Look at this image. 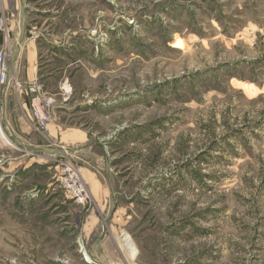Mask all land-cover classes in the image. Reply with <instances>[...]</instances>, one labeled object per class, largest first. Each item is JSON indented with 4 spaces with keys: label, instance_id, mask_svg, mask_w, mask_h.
I'll return each instance as SVG.
<instances>
[{
    "label": "rangeland",
    "instance_id": "1",
    "mask_svg": "<svg viewBox=\"0 0 264 264\" xmlns=\"http://www.w3.org/2000/svg\"><path fill=\"white\" fill-rule=\"evenodd\" d=\"M0 52V264H264V0H0Z\"/></svg>",
    "mask_w": 264,
    "mask_h": 264
},
{
    "label": "built area",
    "instance_id": "2",
    "mask_svg": "<svg viewBox=\"0 0 264 264\" xmlns=\"http://www.w3.org/2000/svg\"><path fill=\"white\" fill-rule=\"evenodd\" d=\"M7 73H8V64L6 62L5 56L2 52H0V81L5 82L7 79ZM34 90V88H32ZM54 99L52 97H49L48 99L45 98V96L41 94H37L33 97V110L34 114L37 119V123L41 128H47L49 122L51 121V104H53ZM71 178L77 182L79 181L78 177L71 176ZM77 189L82 193L83 192V186L78 183Z\"/></svg>",
    "mask_w": 264,
    "mask_h": 264
},
{
    "label": "crops",
    "instance_id": "3",
    "mask_svg": "<svg viewBox=\"0 0 264 264\" xmlns=\"http://www.w3.org/2000/svg\"><path fill=\"white\" fill-rule=\"evenodd\" d=\"M32 119V118H31ZM8 130L13 134V133H15V131L14 130H12V127L9 125L8 127ZM3 134H5V133H3Z\"/></svg>",
    "mask_w": 264,
    "mask_h": 264
},
{
    "label": "bare ground",
    "instance_id": "4",
    "mask_svg": "<svg viewBox=\"0 0 264 264\" xmlns=\"http://www.w3.org/2000/svg\"><path fill=\"white\" fill-rule=\"evenodd\" d=\"M2 133V132H1ZM3 134V133H2Z\"/></svg>",
    "mask_w": 264,
    "mask_h": 264
}]
</instances>
